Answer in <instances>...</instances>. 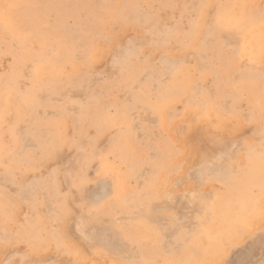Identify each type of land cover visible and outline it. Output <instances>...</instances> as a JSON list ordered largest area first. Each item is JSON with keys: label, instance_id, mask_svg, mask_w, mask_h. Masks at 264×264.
Masks as SVG:
<instances>
[{"label": "rangeland", "instance_id": "obj_1", "mask_svg": "<svg viewBox=\"0 0 264 264\" xmlns=\"http://www.w3.org/2000/svg\"><path fill=\"white\" fill-rule=\"evenodd\" d=\"M263 199L264 0H0V264H264Z\"/></svg>", "mask_w": 264, "mask_h": 264}, {"label": "bare ground", "instance_id": "obj_2", "mask_svg": "<svg viewBox=\"0 0 264 264\" xmlns=\"http://www.w3.org/2000/svg\"><path fill=\"white\" fill-rule=\"evenodd\" d=\"M224 8H226V7H224ZM226 9H227V8H226ZM225 11H226V10H225ZM225 11H224V12H225ZM226 23H227V22H226ZM242 24H243V23H242ZM243 86H244V85H243ZM261 161H262V160H261ZM254 177H255V176H254ZM251 180H252V179H251ZM255 180H256V179H255ZM238 183H239V182H238ZM252 187H253V186H252ZM249 195H250V194H249ZM253 195H254V194H253ZM235 196H236V195H235ZM247 196H248V195H247ZM250 196H251V195H250ZM241 198H242V197H241ZM262 198H263V197H262ZM263 200H264V199H263ZM250 201H251V200H250ZM257 201H258V200H257ZM242 202H243V201H242ZM221 203H222V202H221ZM223 203H224V202H223ZM225 204H226V203H224V205H225ZM251 204H253V203H251ZM251 204H250V205H251ZM261 204H262V203H261ZM228 205H229V204H228ZM230 205H231V204H230ZM230 205H229V206H230ZM239 205H240V204H239ZM218 206H219V204H218ZM259 206H260V205H259ZM259 206H258V207H259ZM221 207H222V206H221ZM224 207H225V206H224ZM256 207H257V206H256ZM215 208H216V207H215ZM219 208H220V207H219ZM219 208H218V209H219ZM244 208H245V207H244ZM249 209H250V208H249ZM252 210H253V209H252ZM216 211H217V210H216ZM221 211H222V210H221ZM221 211H220V212H221ZM224 211H225V210H224ZM227 211H229V210H227ZM254 212H255V210H254ZM258 212H259V210H258ZM222 213H223V211H222ZM226 213H227V212H226ZM231 213H232V212H231ZM220 214H221V213H220ZM235 214H236V213H235ZM247 214H248V213H247ZM255 214H256V213H255ZM217 215H218V214H217ZM258 215H259V214H258ZM258 215H257V216H258ZM212 216H213V215H212ZM236 216H237V215H236ZM244 217H245V216H244ZM219 218H220V217H218V219H219ZM221 218H222V217H221ZM230 218L232 219V215H231ZM233 218H234V217H233ZM245 218H246V217H245ZM213 219H215V221H216V217H215V218L213 217ZM213 219H212V221H213ZM234 219H235V218H234ZM252 219H253V218H252ZM232 220H233V219H232ZM237 220H238V219H237ZM215 221H214V225H215ZM218 221H219V220H218ZM226 221H228V220H226ZM243 221H245V220H243ZM229 222H230V221H229ZM240 222H241V221H240ZM230 223H231V222H230ZM233 223H234V222H233ZM241 224H242V223H241ZM210 225H212V224H210ZM214 225H213V226H214ZM220 225H221V224H220ZM222 225H223V224H222ZM226 225H227V224H225V226H226ZM232 225H233V224H232ZM236 225H237V224H236ZM236 225H235V227H237ZM218 226H219V225H218ZM208 227H210V226H208ZM221 227H224V226H221ZM227 227H228V225H227ZM204 228H205V227H204ZM211 228H212V226H211ZM225 228H226V227H225ZM215 229H216V228H215ZM220 229H221V228H220ZM229 229H231V228H229ZM232 229H234V228H232ZM205 230H206V229H205ZM213 230H214V229H213ZM217 230H218V229H217ZM223 231H224V230H223ZM229 231H230V230H229ZM229 231H228V232H229ZM224 233H225V231H224ZM231 233H232V232H231ZM225 234H226V233H225ZM227 235H228V233H227ZM209 236H210V234H209ZM215 236H216V235H215ZM220 237H221V236H220ZM224 237H226V236H224ZM201 238H203V237H201ZM217 238H218V236H217ZM222 238H223V237H221L220 239H222ZM214 240H216V239H214ZM222 240H223V239H222ZM205 243H206V242H205ZM209 244H210V243H209ZM216 244H217V243H216ZM204 246L206 247V245H204ZM214 246H215V244H214ZM219 246H220V245H219ZM212 247H213V246H212ZM206 248H207V247H206ZM215 249H216V248H215ZM204 250H205V249H204ZM210 250H211V249H210ZM210 250H208V251H210ZM215 251H216V250H215ZM215 251H214V252H215ZM219 251H220V250H219ZM212 252H213V251H212ZM221 252H222V251H221ZM219 253H220V252H219ZM122 254H123V253H122ZM204 254H205V253H204ZM212 254H213V253H212ZM212 254H211V255H212ZM214 254H215V253H214ZM210 259H211V258H210ZM208 260H209V259H208Z\"/></svg>", "mask_w": 264, "mask_h": 264}]
</instances>
